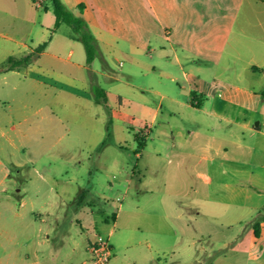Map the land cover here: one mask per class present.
<instances>
[{"label": "crops", "instance_id": "crops-1", "mask_svg": "<svg viewBox=\"0 0 264 264\" xmlns=\"http://www.w3.org/2000/svg\"><path fill=\"white\" fill-rule=\"evenodd\" d=\"M43 1L34 2L41 6ZM62 1L83 16L100 46L106 50L120 46L132 62L146 67V74L161 77L168 70L145 63L142 57L169 58L171 75L165 77L182 84L174 93L151 88L159 97L155 106L136 103L142 128H146L142 140L135 134L136 154L142 161L130 167L113 155L104 157L108 147L124 149L127 141L115 125L96 131L89 141V149L96 152V170L106 173L110 192H122L121 200L107 195L102 202L93 182H78L77 173L65 166L59 174L51 164L38 170L37 159L16 155L18 143L6 136L10 150L0 143V210L11 208L12 214L11 220H0V264H85L89 244L95 239L90 235L101 226H109V233L116 227L132 233L140 230L143 238L132 234L119 239L124 250L138 244L146 264H264V26L258 22L263 35L257 38L244 37L242 28L236 30L245 7L257 16L264 12V0ZM45 17L47 23H43ZM40 18L36 40L32 45L21 43L29 52L48 43L37 53V60L22 69L23 77L93 100L90 82L78 79L83 77L79 69L86 67L83 43L74 34L57 32L55 14L49 10ZM62 53L70 62L65 64L71 72L65 77L69 81L44 73L57 67ZM74 56L77 61L71 60ZM20 70L2 69L6 90L18 89L14 84ZM24 87L27 93L23 95L29 100L36 87L30 82ZM244 94L263 96L256 122L239 101ZM23 106L32 110L29 103ZM5 113L11 111L2 106L0 123ZM154 128L157 136L150 138ZM56 142L49 146L55 147ZM149 147L154 149L149 152ZM89 153L88 161L93 157ZM28 163L29 171L22 174ZM71 163L78 169L82 161ZM7 179L12 182V193ZM71 181L79 188L76 195L70 191ZM53 191L60 197L54 203ZM133 192L141 201L132 204L120 223L119 212ZM66 208L72 209V218L86 238L62 233ZM55 234L61 238H53ZM167 255L170 260L162 263L160 257Z\"/></svg>", "mask_w": 264, "mask_h": 264}, {"label": "rangeland", "instance_id": "rangeland-1", "mask_svg": "<svg viewBox=\"0 0 264 264\" xmlns=\"http://www.w3.org/2000/svg\"><path fill=\"white\" fill-rule=\"evenodd\" d=\"M45 9L54 14L51 0H44L41 6H37L34 0H0V66L9 55L21 57L32 52L24 48L21 42L32 45L31 42L36 40L35 31L40 26V21L43 20V23H47L48 20L47 17L40 20V16L46 11ZM247 10L248 8L245 7L236 30L242 28L246 33L244 37L252 36L257 38L262 36V25H259L258 22L261 21L264 26V12L254 16L251 14L252 12H248ZM57 32L67 36L74 34L72 27L65 22L57 27ZM248 41L250 40H247L245 43H250ZM99 50L100 54L96 55L91 62L87 61L86 54V67L79 69L82 70L83 77L77 78L88 81L90 84L94 82L103 88L107 92L106 104H97L94 100H85L77 94L67 95L62 89L50 86L48 83L41 81L38 83L30 78L26 79L23 77L22 69L24 67H20V71L22 72L15 77L16 82L14 85L18 89L12 90L10 88L6 90L7 86L3 84L4 75L2 74V70H0V108L3 106L7 111H11V113H5L0 123L2 125L1 129H4L3 135L0 132V143L8 147L7 150L9 151L10 146L4 141V138L9 135L19 146L18 150H14L15 154L23 158L28 156L36 158L38 170H44V167L51 164L54 173L59 174L65 166L69 172L77 173L78 182H83V180L86 184L93 182V190L101 193V201L106 202L103 198L107 197V195H111L115 200L120 197L119 200H121L123 194L122 192L113 193L108 190V178L105 172L102 173L96 170L94 157L96 152L89 149V141L96 131H100L106 126H108V129L109 127L112 129L115 125L121 130L127 141L123 143L124 149L113 146L108 147L104 152V157L113 155L121 164L128 162L129 166L132 167V163L138 160L140 162L141 160L139 155L136 154V150L139 149L138 140H142L146 132V128H142V115H140L138 111L139 107L136 103L155 106L159 103V97L150 91L151 88H160L164 92L174 93L177 90L179 91L178 83H182L171 82L169 79H166L165 75H171L170 71L172 70L169 58L142 57L143 62L152 63L168 70L161 77L154 73L146 74L144 70L146 67L143 64L140 65L132 62L124 53L126 51L121 49L120 46L110 48V50H106L103 46H100ZM36 55L35 53V60H37ZM102 56H104L106 63L103 62ZM60 59L61 61L57 67L44 69L47 71L44 73H48L53 78L67 80L65 77L71 76V72L65 64H70V62L66 61V54L64 53L61 54ZM71 60L77 61L75 56ZM120 61L122 62L121 64ZM27 82L34 84L36 87V91L33 94L30 93L32 94V98L29 100L27 96L23 95V93H27L24 87ZM76 83L82 86L80 82ZM144 90L145 92H143ZM223 93L225 96L228 93V89ZM262 99L263 96L261 95L251 97L247 94L239 98V101L252 114L250 117L252 121H257V111H260L261 114ZM23 103L30 104L29 107L35 110L34 115L32 114V110L29 111L28 108L22 107ZM255 110L256 112H254ZM175 117H178V115H175ZM11 124L14 125V129L12 130L10 128ZM25 131L30 133L28 137H23L22 133ZM135 134L138 140L135 138ZM150 135V138H155L157 130L154 128ZM104 137H106V134ZM108 139L109 137L107 136L106 140ZM57 140L59 142L55 143V147L49 146L51 141ZM149 140L147 139V142ZM64 142H69V145L65 146ZM151 149L154 148L149 147L147 151L150 152ZM88 153L93 154V157L89 161L87 159ZM75 159H81L82 161L81 167L78 169L72 166L73 164L71 163ZM3 161L4 165L8 167L5 158H3ZM29 166H31V163L25 164L21 173L28 172ZM2 167L0 166V168ZM10 172H12V169H10ZM7 181L10 187L8 192L12 193V182L10 179H7ZM121 187L123 190V185ZM69 188L72 195H76V190L79 189L73 181L69 183ZM51 195L53 203L55 200L60 199L55 191L51 192ZM140 197L133 192L127 196L123 211L119 212L117 208L114 209L116 213H120V223L125 220L127 210L131 208L132 204L136 201H141ZM137 212L139 211L137 210ZM73 213L72 209L69 208H66L63 212L66 221L62 233L66 232L68 238H86L84 234L80 233L77 222L72 218ZM11 214V208L10 211L0 210V220H11ZM112 214L114 215V213ZM136 222V224H139V219ZM108 228L109 226L105 228L101 226L90 235L91 238H96L97 234H100L108 238V241L111 243L112 255L107 264H133V261L136 264H146L141 258V250L138 244L124 250L122 240L119 239L128 238L132 234L134 238H143L140 230L135 229L132 233L129 230L116 227L113 232L109 233ZM53 238H61V236L55 234ZM91 256V253L86 254L85 261L90 260ZM169 260L168 255L160 257L162 263H166Z\"/></svg>", "mask_w": 264, "mask_h": 264}, {"label": "trees", "instance_id": "trees-1", "mask_svg": "<svg viewBox=\"0 0 264 264\" xmlns=\"http://www.w3.org/2000/svg\"><path fill=\"white\" fill-rule=\"evenodd\" d=\"M35 1V0H34ZM53 4V11L55 14V26L58 27L61 23L65 22L70 25L74 31L75 38L81 41L84 45L87 61L91 62L96 55L100 53V46L98 41L91 31L89 25L82 15H77L73 11H71L62 0H51ZM79 11H83V5H79ZM48 41H44L39 44L33 52L22 55L21 57L9 56L0 66V70H10L20 67H26L29 65L32 60H34V54L42 51ZM102 60L106 63L104 56H102ZM91 92L93 96V100L97 104H106L107 95L106 91L101 88L98 84L92 82L91 84ZM108 129V126H107Z\"/></svg>", "mask_w": 264, "mask_h": 264}, {"label": "built area", "instance_id": "built-area-1", "mask_svg": "<svg viewBox=\"0 0 264 264\" xmlns=\"http://www.w3.org/2000/svg\"><path fill=\"white\" fill-rule=\"evenodd\" d=\"M35 2L39 5L41 0H35ZM89 253L92 256L85 264H107L112 255V246L108 238L97 234L96 238L89 244Z\"/></svg>", "mask_w": 264, "mask_h": 264}]
</instances>
